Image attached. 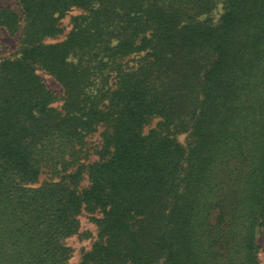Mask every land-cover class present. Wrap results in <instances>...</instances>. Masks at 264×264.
Wrapping results in <instances>:
<instances>
[{
	"label": "trees",
	"instance_id": "1",
	"mask_svg": "<svg viewBox=\"0 0 264 264\" xmlns=\"http://www.w3.org/2000/svg\"><path fill=\"white\" fill-rule=\"evenodd\" d=\"M215 1L0 8V29L22 31L19 55L0 61V264H68L82 211L97 232L81 264H259L264 0H222L217 22L201 19ZM72 9L64 37L46 41Z\"/></svg>",
	"mask_w": 264,
	"mask_h": 264
},
{
	"label": "rangeland",
	"instance_id": "2",
	"mask_svg": "<svg viewBox=\"0 0 264 264\" xmlns=\"http://www.w3.org/2000/svg\"><path fill=\"white\" fill-rule=\"evenodd\" d=\"M10 8L20 14V7L17 0H0V8ZM223 11L222 0H216L213 8L209 13L200 16L201 19L210 18L213 22H217ZM79 9H72L59 19V24L62 27V33L57 35L55 38H48L46 41L53 42L61 40L71 26V16L80 13ZM21 29L11 33L7 29H0V61L3 59L15 58L19 55V48L21 46L22 33ZM136 57H130L129 63L133 64ZM37 74L44 82L46 87L59 98L62 94V87L55 80V78L50 75L47 71L42 68L36 69ZM61 104L60 100H56L53 106L59 107ZM159 118H153L145 127L144 132L156 126ZM102 128L98 127L96 130L91 132L86 137V147L87 154L86 158L83 159V163L87 164L93 160L97 159L96 149L100 145V132ZM170 137H174L181 145H186L189 140L188 131L177 129L176 127H170L167 131ZM48 174L43 173L39 176L38 182L35 184H40L41 182L47 180ZM87 185L86 175H84L79 187L83 188ZM79 229L78 231L63 239V244L69 248V259L68 264H81V257L84 252L90 249L93 241L96 238V226L90 220V214L82 211L78 215ZM257 242L259 244V249L257 252L259 264H264V226L260 229L257 234Z\"/></svg>",
	"mask_w": 264,
	"mask_h": 264
}]
</instances>
